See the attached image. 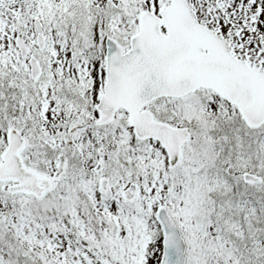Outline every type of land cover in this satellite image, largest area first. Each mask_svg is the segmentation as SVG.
<instances>
[{"label": "snow or ice", "instance_id": "obj_1", "mask_svg": "<svg viewBox=\"0 0 264 264\" xmlns=\"http://www.w3.org/2000/svg\"><path fill=\"white\" fill-rule=\"evenodd\" d=\"M0 264H264V0H0Z\"/></svg>", "mask_w": 264, "mask_h": 264}]
</instances>
